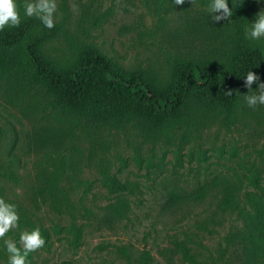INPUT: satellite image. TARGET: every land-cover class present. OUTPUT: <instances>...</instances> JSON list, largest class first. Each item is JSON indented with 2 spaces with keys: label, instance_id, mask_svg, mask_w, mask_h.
Masks as SVG:
<instances>
[{
  "label": "rangeland",
  "instance_id": "obj_1",
  "mask_svg": "<svg viewBox=\"0 0 264 264\" xmlns=\"http://www.w3.org/2000/svg\"><path fill=\"white\" fill-rule=\"evenodd\" d=\"M56 3L57 35L41 47L50 62L68 67L89 44L124 72L140 70L162 83L170 81L172 56L206 53L215 30L227 27L213 21L200 0ZM261 10L264 0H253L248 28ZM249 41L259 43L264 56V37ZM106 174L131 192L110 193ZM252 178L264 184V105L240 103L229 117L200 115L149 134L130 125L75 126L42 91L0 79V198L19 214L18 227L0 238V264H8L4 240L21 247V232L37 227L45 245L29 253L31 264H127L122 247L135 259L146 252L147 264H240L226 242L234 216L213 217L219 188L172 211L164 202L170 190L189 192L214 179L245 201L259 195ZM53 184L68 194L71 211L53 205ZM113 207L122 216L112 214ZM185 237L196 262L162 254Z\"/></svg>",
  "mask_w": 264,
  "mask_h": 264
},
{
  "label": "trees",
  "instance_id": "obj_2",
  "mask_svg": "<svg viewBox=\"0 0 264 264\" xmlns=\"http://www.w3.org/2000/svg\"><path fill=\"white\" fill-rule=\"evenodd\" d=\"M206 7L210 0H200ZM253 0H228L232 17L224 29L215 30L214 44L200 55L172 56L170 81L162 83L153 74L140 70L124 72L94 46L83 44L77 60L68 67H59L41 53V47L58 32L54 23L47 29L35 17H27L23 4L15 0L20 15L18 27L5 26L0 30V79L15 81L20 86L42 91L51 107L70 118L75 126L122 128L130 125L149 134H156L174 124H189L200 115L213 114L229 117L240 103H247L246 94H255L244 86L245 76L253 71L264 82V56L259 43L246 38L248 13ZM232 90L231 95L226 92ZM253 186L259 195L246 196L240 201L235 189L217 179L189 192L170 190L164 209L172 211L179 204L202 202L219 188L214 210L217 215L234 216L235 224L226 235L227 246L240 264H264V184ZM104 183L112 194L131 192L126 183L105 175ZM53 205L67 212L73 209L56 185L48 186ZM124 205V202H121ZM57 205V206H56ZM111 213L122 216L120 208ZM210 222H214V218ZM71 226L75 228L74 224ZM201 223L199 228H205ZM41 233H44L40 229ZM77 236V231H74ZM191 239L173 240L172 249L163 255L182 254L196 262L188 242ZM127 264H147L148 256L142 252L132 258L127 248H119ZM30 263V254L26 259Z\"/></svg>",
  "mask_w": 264,
  "mask_h": 264
},
{
  "label": "clouds",
  "instance_id": "obj_3",
  "mask_svg": "<svg viewBox=\"0 0 264 264\" xmlns=\"http://www.w3.org/2000/svg\"><path fill=\"white\" fill-rule=\"evenodd\" d=\"M193 2L194 0H191V4ZM184 3L185 0H174L176 6ZM23 8L27 17H35L47 29H52L55 26L56 0H25ZM207 10L212 14L215 22L229 21L232 17V9L229 7L228 0H210ZM20 22V15L15 0H0V30H3L5 26L18 27ZM245 35L246 38L252 40L264 37V10L256 14L250 28L245 29ZM244 82L248 93L252 91L253 83L258 85L255 94L245 95L248 106L264 105V82H261L260 77L253 71H249L245 76ZM226 94L231 95L232 90L227 91ZM18 222L19 214L16 206L6 203L3 198H0V238H4L10 230L18 227ZM4 244L9 254L8 264H26L28 254L43 248L45 240L37 227L30 231L24 230L21 232L19 237L21 247H17V243L11 239L4 240Z\"/></svg>",
  "mask_w": 264,
  "mask_h": 264
}]
</instances>
